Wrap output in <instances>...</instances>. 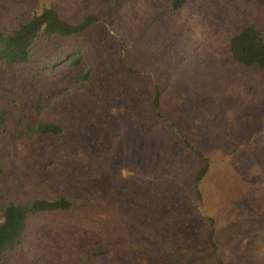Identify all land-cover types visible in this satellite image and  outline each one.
Here are the masks:
<instances>
[{"label":"rangeland","instance_id":"obj_1","mask_svg":"<svg viewBox=\"0 0 264 264\" xmlns=\"http://www.w3.org/2000/svg\"><path fill=\"white\" fill-rule=\"evenodd\" d=\"M168 2L0 0L5 31L44 6L74 23L99 17L88 37L58 43L82 47L78 69H95V90L74 83L75 68L0 64V106L20 107L0 126V192L79 205L31 218L3 264H264V71L227 53L244 23L264 31V0H187L175 13ZM88 112L55 146L24 135L44 116Z\"/></svg>","mask_w":264,"mask_h":264},{"label":"trees","instance_id":"obj_2","mask_svg":"<svg viewBox=\"0 0 264 264\" xmlns=\"http://www.w3.org/2000/svg\"><path fill=\"white\" fill-rule=\"evenodd\" d=\"M187 0H169V12L175 13L182 9ZM99 17L86 14L74 23L63 19L51 6H44L17 27L5 31L0 28V64L12 68L21 64L34 65V73L50 72L56 76L66 68H75L74 83L83 84L86 88L95 90L96 71L87 67L84 71L78 69L83 58L80 45L60 46L59 42L81 40L88 37L97 25ZM73 47V49H72ZM227 53L232 61L246 69L264 71V31L254 22L248 21L239 29L231 31L227 36ZM161 91L155 85L151 93L150 105L152 112L159 116ZM90 99L89 101H91ZM18 101L0 106V126L6 121L7 115L14 109H19ZM95 113L88 112L75 120L64 115L44 116L28 122L24 126V135L31 140L47 137L51 146L61 143L77 123L85 124ZM22 121H19L21 124ZM209 170V163L204 161L193 179V187L198 200L201 198L200 183ZM0 164V175H3ZM79 206L65 193L55 196H42L18 200L13 193L0 192V264L6 258L16 253L22 246L29 228L30 219L36 215L49 213L72 212ZM207 240L213 251L216 244L213 232L209 231Z\"/></svg>","mask_w":264,"mask_h":264}]
</instances>
